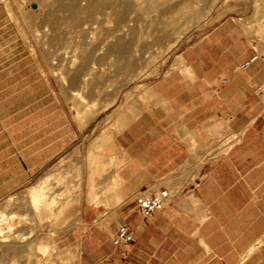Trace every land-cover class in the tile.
I'll return each mask as SVG.
<instances>
[{
    "label": "rangeland",
    "instance_id": "374dc122",
    "mask_svg": "<svg viewBox=\"0 0 264 264\" xmlns=\"http://www.w3.org/2000/svg\"><path fill=\"white\" fill-rule=\"evenodd\" d=\"M59 1L0 0V264H81L113 244L119 120L185 57L211 72L264 53V0H76L71 19Z\"/></svg>",
    "mask_w": 264,
    "mask_h": 264
},
{
    "label": "crops",
    "instance_id": "0c3cea01",
    "mask_svg": "<svg viewBox=\"0 0 264 264\" xmlns=\"http://www.w3.org/2000/svg\"><path fill=\"white\" fill-rule=\"evenodd\" d=\"M249 48L211 72L185 57L187 72L158 79L142 110L119 120L111 207L134 241L86 246L81 264H264V53ZM156 186L171 198L145 220L131 203Z\"/></svg>",
    "mask_w": 264,
    "mask_h": 264
},
{
    "label": "built area",
    "instance_id": "2783aa9c",
    "mask_svg": "<svg viewBox=\"0 0 264 264\" xmlns=\"http://www.w3.org/2000/svg\"><path fill=\"white\" fill-rule=\"evenodd\" d=\"M257 57L258 56L255 55L250 60L243 63L241 67H248ZM259 92L264 94V82L259 86ZM170 198L171 192L167 187H160L154 191H144L139 194L136 199L138 212L143 219L148 220L153 215L163 210ZM133 241L134 234L132 229L127 224H119L113 237V245L120 246L130 244Z\"/></svg>",
    "mask_w": 264,
    "mask_h": 264
},
{
    "label": "bare ground",
    "instance_id": "6f19581e",
    "mask_svg": "<svg viewBox=\"0 0 264 264\" xmlns=\"http://www.w3.org/2000/svg\"><path fill=\"white\" fill-rule=\"evenodd\" d=\"M69 0H67V2L65 1V0H60L59 1V5H60V8H61V10L62 11H58L57 10V13L58 12H64L63 11V9L64 10H67L68 12H69V16H68V18H73L74 16H75V14L78 12V10H79V7L78 6H80V5H77V2H76V0H71V1H69ZM92 1V0H91ZM91 1H90V3H91ZM97 1V0H96ZM108 1V0H107ZM107 1H105V0H99V3H98V5H101V4H103L104 2L105 3H107ZM87 3H89V2H87ZM96 3L97 2H94L93 3V1H92V3L91 4H89V6L87 7V9H88V11H92L94 8H95V5H96ZM104 3V4H105ZM124 3V2H123ZM127 3H129V2H127ZM106 5V4H105ZM127 6L129 7V9H130V3H129V5L127 4ZM126 6V7H127ZM81 7V6H80ZM100 7V6H99ZM123 7V6H122ZM126 7H123V8H126ZM127 7V8H128ZM59 8V6L57 7V9ZM59 8V9H60ZM84 8V7H83ZM82 8V9H83ZM126 8V9H127ZM97 9H100V8H97ZM84 10V9H83ZM82 10V11H83ZM123 10H125V9H123ZM81 11V12H82ZM95 11V10H94ZM121 12H122V10H120ZM119 11V12H120ZM128 11V10H127ZM84 12V11H83ZM119 12H117V15L119 14ZM120 12V13H121ZM54 14L56 13V12H53ZM55 14V15H58V14ZM63 14V13H62ZM85 14H88V12L87 13H85ZM48 15V14H47ZM49 15H51V14H49ZM59 15H61V14H59ZM63 16V15H62ZM119 16V15H118ZM57 17V16H56ZM121 17V16H120ZM54 18H55V16H54ZM78 18H80V17H78ZM78 18H77V20H78ZM124 17H122V19H123ZM52 19V18H51ZM47 20H48V18H47ZM53 20V19H52ZM56 20H58V17H57V19ZM60 20V19H59ZM69 20V19H68ZM73 20V19H72ZM76 20V19H75ZM80 20V19H79ZM121 20V19H120ZM51 21V20H50ZM50 21H49V24H50ZM46 22H48V21H46ZM52 22V21H51ZM74 22H76V21H74ZM66 23V22H65ZM54 24H56V23H54ZM62 24V23H61ZM63 24H64V22H63ZM67 24V23H66ZM69 24V23H68ZM72 24V23H71ZM54 27L55 26H53V30H54ZM57 28V27H56ZM126 48V46L124 45V42L121 40V39H118L117 40V42L115 43V44H112L110 47H109V52H112V51H114L115 52V55L118 57V58H121V57H124V55L126 54V52H125V49ZM122 54V55H121Z\"/></svg>",
    "mask_w": 264,
    "mask_h": 264
}]
</instances>
